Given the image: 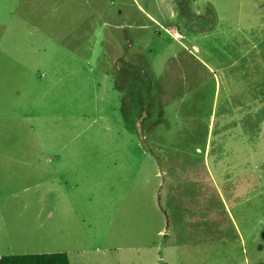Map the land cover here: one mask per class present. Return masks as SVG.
I'll use <instances>...</instances> for the list:
<instances>
[{"label": "rangeland", "instance_id": "obj_1", "mask_svg": "<svg viewBox=\"0 0 264 264\" xmlns=\"http://www.w3.org/2000/svg\"><path fill=\"white\" fill-rule=\"evenodd\" d=\"M181 1L0 0V216L56 202L70 168L94 187L78 235L23 231L0 257L150 264L173 241L183 264H264V0ZM183 208L224 236L181 237Z\"/></svg>", "mask_w": 264, "mask_h": 264}, {"label": "crops", "instance_id": "obj_2", "mask_svg": "<svg viewBox=\"0 0 264 264\" xmlns=\"http://www.w3.org/2000/svg\"><path fill=\"white\" fill-rule=\"evenodd\" d=\"M56 157L57 160L54 161V163L60 164L62 165L63 163L66 164H72L73 161L70 162H64L61 159L60 154L56 153ZM45 166L49 163H51L50 159H46L45 160ZM74 170L73 169H67V171L65 173H62L60 175V178L63 177V181L65 180L64 177H69L70 181L65 182L62 184L63 186H59L58 188H56V190L54 189V191L56 192V197L55 200L56 202L54 203H50L49 198H42V199H33V198H22L21 200H10L8 203H6V207L5 211H2L1 213L3 215L0 216V247L2 245H7L8 248H15L16 247V243L20 240L22 241H26L29 242V240L31 239L28 236L31 237H35V234H40V236L44 235V236H49V235H54L55 237H59V238H63V236L65 235L66 231L70 232V235H66L65 237H74L76 235H78L79 233H77V229H78V222L80 221V214L79 211L82 209H85V207L89 208L92 204L91 201L89 202H80V199L75 195V191L78 190H83V191H87L89 188H94L93 187V181L90 180V176H88L87 178H82V185L79 187L78 184V177L74 176L73 173ZM92 184V186H91ZM88 187V189H83L84 187ZM118 187V186H116ZM66 189L70 191V193L68 194L67 199H69V201L67 203L64 204V202L66 201V198H63L60 194L61 192H63V190L61 191V189ZM52 190V189H51ZM93 190V189H92ZM60 194H59V192ZM75 196H74V195ZM94 193L85 196L88 199L93 198ZM80 196V195H79ZM221 202H223V196L222 194L219 195ZM52 199V198H51ZM15 205H19V208H16ZM204 210L206 207V204H204ZM184 209V216L185 219L183 221V223L181 222L179 224V226L181 224H183V228L180 229L182 231L177 232L179 234H181V237H189V235L187 233H194L196 234V236H198L199 238H202L203 236L211 235L212 237H217L215 232L212 231H208L206 229H201V228H196L194 230H192L187 222V218L191 220V218H196V212L197 211H192L189 208H183ZM189 211H191L189 216ZM10 212V213H14V214H10L9 216H6V213ZM194 214V216H193ZM11 217V218H10ZM194 220V219H193ZM33 222L34 223V228L35 230L38 228V231H40V233H34L31 234L29 233L30 228H32L33 226ZM199 223H201V220L198 221ZM190 223V222H189ZM200 227V226H199ZM185 229V230H184ZM73 230V231H72ZM199 230V231H198ZM218 237L222 238L224 235L222 234L223 230L220 229L218 231V228L215 229ZM24 231V232H23ZM237 231V236H240V232L238 230ZM23 232L24 237L22 239H20V235ZM209 232V233H207ZM161 231L160 230H156V235L161 237ZM5 235V236H3ZM217 237V238H218ZM200 240V239H199ZM171 241V240H169ZM198 241V240H196ZM216 243H223L222 241H218L216 240ZM42 244V242H40L39 244L36 243L34 246H38ZM172 244H174L175 247V252L170 253V250L172 251V249H170L171 245H167L165 248H163L162 253L159 252V247H156L155 249V256H154V260L152 263L150 264H183L184 262V255L185 252L183 253V251H185L188 247L184 246V245H180L177 244L175 242L172 241ZM191 244V243H190ZM158 245V244H157ZM192 245V244H191ZM191 248H195V249H199L197 247V245H194ZM180 249H182L183 251H181ZM58 252H62L65 253L67 255L69 264H81L83 263V251L81 253H68L69 251H58ZM98 252V251H97ZM52 254V253H51ZM98 254L105 255V250L98 252ZM161 254V255H160ZM28 255V254H27ZM2 257V256H1ZM80 257V260L78 261V258ZM185 258L187 260V256L185 255ZM173 261V262H172ZM188 261V260H187ZM189 262H191V264H200V260H189ZM245 264H247V261L245 260L244 262ZM250 264V263H249Z\"/></svg>", "mask_w": 264, "mask_h": 264}, {"label": "trees", "instance_id": "obj_3", "mask_svg": "<svg viewBox=\"0 0 264 264\" xmlns=\"http://www.w3.org/2000/svg\"><path fill=\"white\" fill-rule=\"evenodd\" d=\"M188 3L189 0L181 1L182 9L180 15L191 18L192 15L188 13ZM178 4H180V2ZM142 146L146 152H150L148 146L144 142H142ZM0 264H69V261L65 253L28 254L2 256L0 257Z\"/></svg>", "mask_w": 264, "mask_h": 264}]
</instances>
